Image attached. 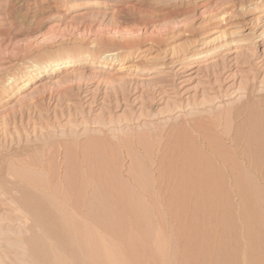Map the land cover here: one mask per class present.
Listing matches in <instances>:
<instances>
[{
    "label": "rangeland",
    "instance_id": "1",
    "mask_svg": "<svg viewBox=\"0 0 264 264\" xmlns=\"http://www.w3.org/2000/svg\"><path fill=\"white\" fill-rule=\"evenodd\" d=\"M98 2L102 1L24 0L21 5L16 0H0V264H48L51 258L46 254L53 248L72 253L79 250V257L80 250H100L102 246L104 250H128V258L135 262L128 259L131 264H164L166 258L171 264H217L224 257L219 264H251L250 254L253 262L256 254V263L263 261L264 255L259 254H264V168L255 170L250 164L264 163V155L257 161L235 157L227 150L223 135L210 132L214 143L226 142L225 155L237 159L233 162L238 167L227 173L204 149V143L197 142L198 134L190 131L187 142L203 148L218 165L215 170L225 169L224 174L219 171L224 177L218 171L213 176L223 179L224 185L219 182L225 193L218 197L224 196L226 201L217 198V203L215 198L213 209L207 205L212 200L200 197L205 200L202 203L199 191L189 189L193 187L190 182L187 190L186 181L184 185L175 178L172 184L168 177L162 185L154 184L169 155L152 143L153 139L167 143L165 137L176 133L170 126L187 115L198 119L210 110L215 116L226 108L230 111L247 100V87L264 96V0H128L134 18L129 23L115 18L114 8ZM127 39L132 41L126 43ZM130 43L134 50L127 53ZM57 58H73L74 68L47 73L51 60ZM30 74L34 80L25 87V76ZM45 79L51 81L46 86L42 85ZM203 108L209 112H200ZM228 110V117L226 113L222 116L228 125L221 128L229 137L236 130L249 129L245 114L233 118ZM257 111L264 116L262 108ZM110 119L129 120L125 132L140 135V148H145L148 158L130 141L129 151L116 168L87 171L82 154L85 144L90 137L103 135L99 132L103 127L96 122ZM72 130L79 136L78 171H70V182L78 184H70L71 191L68 183L64 191V185L54 183L64 179L65 162L69 160L70 166L73 156L60 153L57 157L50 148L58 139H68ZM189 135L194 140L190 141ZM241 142L240 151H245L246 144ZM46 165L48 169L51 165L50 173ZM133 169H138L137 175L142 171L138 176L149 185L148 190L142 189L145 193L130 182ZM59 174L60 179L55 180ZM42 180L50 184V190L41 189ZM235 180L243 181L241 188ZM111 184L113 188L118 184L117 189ZM148 191L153 202L147 198ZM58 193L65 194L67 201L59 204ZM205 205L211 208L207 210ZM57 212L65 216L63 220ZM251 217L252 223L247 219ZM252 224L256 227L253 237ZM255 233L260 237L253 240ZM87 235L95 237L94 243ZM97 238L103 242L101 248ZM96 243L99 248L92 246ZM160 250L168 254L162 256Z\"/></svg>",
    "mask_w": 264,
    "mask_h": 264
},
{
    "label": "bare ground",
    "instance_id": "2",
    "mask_svg": "<svg viewBox=\"0 0 264 264\" xmlns=\"http://www.w3.org/2000/svg\"><path fill=\"white\" fill-rule=\"evenodd\" d=\"M17 1V3L18 4H21V5H23V3H24V0H16ZM78 1H81V0H78ZM82 1H86L87 3H89V2H91L92 0H82ZM95 1V0H94ZM100 1H102V2H105L104 3V6H109V7H112V8H114V10H115V12H114V15L116 16H114L115 18H117V19H119V20H122L123 22H125V23H129V22H131V20L132 19H134L133 17H132V13L130 12V11H128V6L130 7V5H128V0H100ZM26 2V1H25ZM102 2H98L97 4H103ZM112 3V4H111ZM108 4V5H107ZM20 5V6H21ZM81 5V4H80ZM102 6V5H101ZM17 7V6H16ZM61 10H63V9H61ZM60 13H64V12H60ZM19 14V13H18ZM65 14V13H64ZM121 21V22H122ZM133 39H135V38H133ZM139 39V38H138ZM137 39V40H138ZM131 40V39H130ZM129 39H127V40H125V42L126 43H129V41H130ZM132 41V40H131ZM129 46H128V52L127 53H130V52H133V47H131V43L130 44H128ZM126 57V56H125ZM52 62V63H51ZM51 62H50V65H48V72L47 73H49V72H53V73H57V72H62V71H64V70H71L72 68H74V66H75V60L73 59V58H60V59H58L57 58V60H55V59H53V60H51ZM127 67V66H126ZM123 68V67H122ZM192 68H194V67H191V69ZM190 69V68H189ZM119 70H121V67L119 68ZM25 77H27L26 78V80L24 81V83H25V87L27 86V84H29V83H31L33 80H34V78H32L33 76L30 74V75H27V76H25ZM13 80V79H12ZM46 81H45V83H43L42 85H45L46 86V84H48L49 82H51V81H47L48 79H45ZM23 86V87H24ZM47 88V87H46ZM4 89V88H3ZM23 88H19L18 90L20 91V90H22ZM244 91H248V96H247V94H246V97H247V100L246 101H244V102H242L241 104H237V105H233L232 107H231V105L229 106V108H230V111L228 110V108H226L229 112H231L232 113V115L234 116L233 118H235V117H238L239 118V116H244V115H242V114H245L246 116H247V120L246 121H248L247 122V126L249 127V129L247 130L245 127H247V126H245L244 128H245V130L244 129H241V130H239L238 132H237V130H236V133H234V136H231V137H229L230 136V134L228 135V133L226 132V130H222V126H224V124H227L226 122H225V119H223L224 117H222L223 115H224V113H226L225 111H226V109L224 110V112H223V110H221L222 112H218V114H217V116H215L216 114H214V112H211V110H210V112L209 111H206L204 108V110L203 109H199L200 110V112H202V113H208L207 115H205V116H202L201 118H198V119H196V118H194V117H192V116H188L187 115V117L186 118H184L183 120H182V122L180 121V123H178L177 125H175L174 124V126L172 125V126H170L171 128L173 127V129H176V133H175V135H171V137L169 136L168 137V139H167V137H165V139H167V141L164 139V142H167V143H163V141H156V139H153V140H155L153 143H152V146H154L155 145V147H156V145H157V147H158V149H159V151L160 152H162V151H164V152H167L166 154H168L169 156V160H167V163H165V165H163V167L159 170V176L154 180L155 181V185H162V181H164V179H167V177L171 180V184H172V181H174V178L175 179H177V181L178 180H180V182L182 181V182H184V185H185V181H186V184H187V187H186V189H184V190H187L188 189V184H189V182L191 183L189 186H193V187H189V189H195V190H198L199 191V194L198 195H200L199 196V200H201L200 199V197H204L203 199H205L206 200V202H208L209 201V199H210V202H211V200H212V202L211 203H209L208 202V204L207 203H204V204H207V205H209V204H211V206L213 207V205H215V204H217L218 203V199L217 198H219V201L221 200L222 201V199H223V197H218V193H223V195H224V193L225 192H223L222 190H221V185L223 184L224 185V183H222V182H224L223 181V179L221 180V179H219V177H218V175H216V179H215V175H214V173L216 174V171H218V174L220 173V172H223V170L222 171H220L219 169H218V167H217V169L215 170L214 168H216V166H218L217 164H223L222 166H224L225 167V169H226V172L228 173H231L230 171L231 170H233V169H236V167H238V166H236V164H235V162H237V159H236V161L235 162H233V159H231L232 157V155L228 158L227 156L228 155H225V153H224V151H225V149H226V147L228 146L229 148H227V150L228 149H230V150H232V152L234 153V155H235V157H237L238 155L239 156H241V157H244V158H246L247 159V161L249 160V158H250V161H251V158H252V160H253V158H255L256 160L255 161H257V159H262L261 158V156L262 155H264V116H263V114L260 116V113L257 111V109L258 108H262L263 110H264V96L263 95H256L255 94V91H254V87H250V88H245L244 89ZM257 98H259V100L257 99ZM255 99H257L258 100V104H256V102H255ZM33 100V99H32ZM32 103V102H31ZM198 108V107H197ZM212 109V108H211ZM214 109V108H213ZM172 112V111H171ZM263 113V112H262ZM227 114V113H226ZM225 114V115H226ZM229 114V113H228ZM228 114H227V116H225V117H228ZM231 115V114H230ZM263 116V117H262ZM197 120H199V123H195V121H197ZM246 121H244V123H246ZM128 122H129V120H127V119H125V120H119V121H114V120H112V119H110L109 121H107V120H103V121H98V122H96L97 124H99L100 126H102L103 128H101L100 129V133H103V135L102 136H98V135H96V137H90V139H89V141L85 144V147H84V150H83V152H82V154H83V156H84V160H85V162L87 163V171H90V172H95V171H98V170H101L102 169V167L103 168H111L112 167V169H114L113 168V166L116 168V166L118 165V163H119V161L120 160H122V156H125L126 155V152L127 151H129V142L131 141L133 144H135L134 146H135V148L139 151V153H141V154H143L144 155V157H146V160H147V155H149V154H147V151L145 150V148L144 149H142V147L140 148V143H139V141H140V135L139 134H135V133H133V134H131V135H128L126 132H125V129L126 128H129V125H128ZM243 123V124H244ZM205 124H207V127H206V125ZM205 125V126H204ZM228 125V124H227ZM227 125H225V126H227ZM76 127V126H75ZM227 127H229V126H227ZM241 127H242V125H241ZM247 127V128H248ZM76 128H78V127H76ZM225 128V127H224ZM172 129V130H173ZM226 129V128H225ZM163 130V129H162ZM228 130V129H227ZM190 131L192 132H195V133H197L198 134V139H197V142L199 141V139H200V141H202L203 143H204V149L205 150H208V152L213 156V158H214V160L217 162V164L216 163H214L213 162V158L211 159L210 157L208 158V156L204 153V149L202 148V150H201V148H197V147H195L194 146V143H193V141L192 142H187V135L188 134H191L190 133ZM244 131H246L245 133H244ZM210 132H215L216 134H218V135H223L222 137H223V139H225L226 141H227V146L224 148V145L226 144V142H225V144L223 143L222 144V142L220 143V144H216V143H214V141H212V135H210ZM214 133V134H215ZM174 134V133H173ZM194 134V133H193ZM152 135V134H151ZM69 137H68V139H66V140H63V139H58L57 141H55L54 142V144H53V147L51 146V151H52V148H53V154H57L58 156L57 157H59L60 156V153H65V155H66V157H68L69 155H71L70 157H68V158H71L72 156V158H74L75 160H73L72 158L70 159L71 160V162H72V164H71V162H70V164L71 165H73L74 166V162H76V164H75V166L73 167V166H69V165H67L69 162V160L67 161V162H65L66 160H67V158H66V160H65V158H64V162L65 163H67V164H65L66 166V176H65V174H64V179H65V181H64V179L63 180H59L60 179V174H59V177L57 178L56 177V179L55 180H59V183H58V181L56 182V183H54V184H58V186H59V184H61V185H64L63 187L65 188V186L67 185L68 186V188L69 189H71V186L73 185L70 181H71V179H73L72 178V174L70 175V171H73V173H74V170L76 169H78V131L77 130H72L71 131V134L70 135H68ZM145 136V135H144ZM190 137H192V135H189ZM147 137V136H146ZM154 137V136H153ZM189 137V138H190ZM219 137V136H218ZM145 138V137H144ZM213 138H215V137H213ZM45 140V139H44ZM191 140H194V138L192 137V138H190V141ZM215 140V139H214ZM195 141H196V138H195ZM219 141V140H218ZM241 141H244V144H246V149H245V151L244 150H242V151H240V145L242 144V142ZM43 142V140H41V143ZM45 142V141H44ZM48 142V141H47ZM158 142V143H157ZM197 142H195L196 143V145L197 144H199V143H197ZM216 142V141H215ZM246 142V143H245ZM193 143V144H192ZM219 143V142H218ZM241 143V144H240ZM44 144V143H43ZM154 144V145H153ZM222 144V145H221ZM33 147V146H32ZM38 146H36V148H37ZM156 147V148H157ZM42 149L44 148V147H41ZM153 148V147H152ZM197 148V149H196ZM206 148H208V149H206ZM33 149V148H32ZM149 149V148H148ZM224 149V150H223ZM37 150H38V148H37ZM40 150V149H39ZM44 150V149H43ZM122 151V153H119V151ZM230 150H228V151H230ZM36 151V150H35ZM42 151V150H41ZM47 151V150H46ZM227 151V152H228ZM47 153L49 154V152L47 151ZM36 154H37V152H36ZM44 154V153H43ZM210 154H209V156H210ZM227 154V153H226ZM56 156V155H55ZM226 156V157H225ZM238 156V157H239ZM264 157V156H263ZM139 158V157H138ZM142 159V158H141ZM151 159V158H150ZM211 159V160H210ZM234 159V160H235ZM239 159V158H238ZM259 159V160H260ZM74 161V162H73ZM136 161V160H135ZM263 161V160H262ZM43 162V161H42ZM42 162L40 161V167L41 168H43V164H42ZM138 162V161H137ZM142 162V161H141ZM149 162V161H148ZM213 162V163H212ZM38 163V162H37ZM254 163V162H253ZM253 163H249L250 164V167L251 168H253V169H261V168H264V163L263 162H255L256 164H253ZM46 164V163H45ZM141 163L139 162V165H140ZM146 164V163H145ZM36 165H38V164H36ZM147 165V164H146ZM215 167H214V166ZM237 165H239L238 163H237ZM51 166V165H50ZM49 166V169L51 168ZM137 166H138V164H137ZM239 167H241V166H239ZM249 167V168H250ZM261 167V168H260ZM36 168H38L37 166H36ZM45 168V167H44ZM46 168L48 169V167H47V165H46ZM141 168V167H140ZM250 168V169H251ZM49 169L47 170V171H49ZM53 169V168H52ZM135 169V168H134ZM133 169V170H134ZM225 169H224V172H225ZM62 170V169H61ZM138 170V169H137ZM136 170V171H137ZM141 170V169H140ZM39 171H41V169L39 170ZM78 171V170H77ZM76 171V172H77ZM136 171L134 170V171H132V172H134V174L132 173V178L130 179V182H133L134 184H135V186L138 188V189H140V190H148V186L149 185H147V183L145 182V180H143V177H141L140 178V176H138L137 174H136ZM146 171V170H145ZM220 171V172H219ZM233 171H235V170H233ZM43 172H46V171H44L43 170ZM224 172H223V174H224ZM49 173H50V171H49ZM60 173H61V171H60ZM138 173V172H137ZM143 173H145V172H143ZM233 173V172H232ZM236 173H238V172H236ZM239 173H240V170H239ZM238 173V174H239ZM43 174V173H42ZM75 174V173H74ZM78 174V173H77ZM57 175V174H56ZM146 175V174H145ZM214 175V176H213ZM220 175V174H219ZM222 175V174H221ZM220 175V176H221ZM226 175V174H225ZM240 175V174H239ZM238 175V176H239ZM242 175V174H241ZM44 176H45V174H44ZM68 176H71V178L69 177L68 178ZM223 176V175H222ZM234 176V175H233ZM237 176V175H236ZM236 176H235V179H236ZM53 177H55V176H53ZM224 177V176H223ZM239 177H241V176H239ZM44 178V177H43ZM66 178H68V179H66ZM74 178H77V175H76V177L74 176ZM151 178V177H150ZM214 178V179H213ZM226 178V177H225ZM47 179V178H46ZM50 179H51V177H50ZM168 179V180H169ZM173 179V180H172ZM218 179V180H217ZM238 179H240V178H238ZM40 180V179H39ZM76 179H74V181H75ZM78 180V179H77ZM169 180V181H170ZM42 181H44V180H42ZM48 181V180H47ZM51 181V180H50ZM74 181H72V182H74ZM176 181V180H175ZM217 181V182H216ZM219 181H221V183L219 182ZM238 181H240V180H238ZM242 181V180H241ZM241 181L240 182H237L236 180H235V185H237V186H239L240 187V184H241ZM246 181V180H245ZM45 183H46V181H44ZM43 182V188L41 187V189H46L45 190V192L46 191H48V189L50 188L49 187V185L46 183H44ZM49 182V181H48ZM180 182H177L178 184L180 183ZM188 182V183H187ZM243 182V181H242ZM36 183V182H35ZM39 183V182H38ZM42 183V182H41ZM173 183H175V182H173ZM220 185H218V184ZM227 183V182H226ZM37 184V183H36ZM70 184H71V186H70ZM76 184H78L77 182H76ZM76 184L74 183V185L76 186ZM176 184V183H175ZM182 184V183H181ZM228 184V183H227ZM39 185V184H38ZM73 185V186H74ZM116 185V186H115ZM174 185V184H173ZM217 185L219 186V188H217ZM223 185H222V188H223ZM226 185V184H225ZM245 185V184H244ZM36 186V185H35ZM55 186V185H54ZM118 186V184H114V188H116ZM180 186H183V185H180ZM237 186H235V187H237ZM242 186V185H241ZM38 187V186H37ZM56 187V186H55ZM77 187V186H76ZM104 187H106V185L105 186H103V188ZM111 188H113L112 187V184H111V186H110ZM161 187V186H160ZM225 187H227V185L225 186ZM224 187V188H225ZM61 189H60V192H62V187H60ZM67 188V187H66ZM65 188V190L64 191H66L67 189ZM72 188H74V187H72ZM110 188V189H111ZM113 188V189H114ZM241 188V187H240ZM244 188V187H243ZM58 189H59V187H58ZM78 189V188H77ZM96 189V188H95ZM117 189V188H116ZM116 189L113 191V192H116ZM183 189V188H182ZM192 189V190H193ZM218 189L219 190H221L220 192H217L218 191ZM238 189V188H237ZM50 190V189H49ZM55 190V189H54ZM57 190V189H56ZM55 190V191H56ZM139 190V191H140ZM142 190V191H143ZM217 190V191H216ZM241 190V189H240ZM54 191V192H55ZM71 191H72V189H71ZM194 191V190H193ZM226 191V190H225ZM44 192V193H45ZM58 192V191H57ZM68 192V191H67ZM144 192V191H143ZM146 192V191H145ZM144 192V193H145ZM107 193V192H106ZM182 193H183V191H182ZM184 193H186V192H184ZM196 193H198L197 191H196ZM46 194V193H45ZM56 194V193H55ZM54 194V195H55ZM59 194V193H58ZM62 194V193H61ZM61 194H59V195H61ZM67 194H69V195H67L68 197L71 195L70 193H67ZM72 194H73V192H72ZM109 194V193H108ZM113 194V193H112ZM115 194V193H114ZM148 195H149V197H147L148 199L150 198L151 199V201L150 202H153L152 201V196L150 195V193H149V191H148V193H147ZM52 195V194H51ZM78 195V194H77ZM118 195V194H117ZM221 195V194H220ZM226 195H227V193H226ZM45 197H46V195H44ZM56 196H58V195H56ZM64 197H65V194L63 195ZM62 195H61V197H63ZM72 196V195H71ZM76 196V195H75ZM110 196V195H109ZM112 196V195H111ZM114 196V195H113ZM112 196V197H113ZM49 197V196H48ZM47 197V198H48ZM51 197V196H50ZM60 197V196H59ZM59 198L58 200L60 201V203L59 202H57L56 204H61V201H64V199L66 200L67 198L65 197H63V198ZM245 197V196H244ZM70 198V197H69ZM72 198V197H71ZM70 198V199H71ZM78 198V197H77ZM77 198H75V199H77ZM96 198V197H95ZM100 198H102V197H100ZM104 198V197H103ZM130 198H132V197H130ZM215 198H216V200H215ZM221 198V199H220ZM98 200H99V198H97ZM106 199V198H105ZM121 199V198H120ZM123 199H125V198H123ZM227 199H228V196H227ZM53 200V199H52ZM57 200V201H58ZM69 200V199H68ZM78 200V199H77ZM114 200H116V199H114ZM129 200V199H128ZM135 200V199H134ZM205 200H203L204 202H205ZM224 200V199H223ZM230 200V199H229ZM229 200H227L228 201V203L230 202ZM245 200H246V197H245ZM248 200H249V198H248ZM54 201V200H53ZM67 201V200H66ZM100 201H101V199H100ZM99 201V202H100ZM105 201V200H104ZM122 201V200H121ZM123 201H126V200H123ZM154 201H155V199H154ZM156 201H157V199H156ZM202 201V200H201ZM200 201V202H201ZM203 201H202V203H203ZM213 201H216L217 203H215V202H213ZM224 201H226V200H224ZM51 202V201H50ZM93 202H95L94 201V199H93ZM97 202V201H96ZM131 202V201H130ZM246 202V201H245ZM53 203V202H52ZM63 203V202H62ZM69 203H72L71 201H68V204ZM75 203H77V202H75ZM101 203V202H100ZM103 203V202H102ZM214 203V204H213ZM50 204V203H49ZM153 204V203H152ZM48 205V204H47ZM203 205V204H202ZM207 205H205L206 207H207ZM219 205V204H218ZM221 205V204H220ZM225 205V204H224ZM229 205V204H228ZM59 206V205H58ZM58 206H55V208L56 207H58ZM61 206H63V205H61ZM61 206H59L60 208H61ZM76 206V205H75ZM78 206V205H77ZM211 206L210 207H207V210H208V208H211ZM223 206V205H222ZM226 206H227V204H226ZM45 207V206H44ZM48 207H49V205H48ZM53 207V206H52ZM67 207V206H66ZM65 207V208H66ZM201 207V206H200ZM50 208V207H49ZM75 208V207H74ZM77 208V207H76ZM205 208V207H204ZM51 209H53V208H51ZM78 209V208H77ZM206 209V208H205ZM213 209H214V207H213ZM227 209H228V206H227ZM229 209H230V207H229ZM63 210H64V207H63ZM67 210H69V209H67ZM67 210H66V212H67ZM52 211V210H51ZM54 211H56V210H54ZM59 211V210H58ZM75 211V210H74ZM76 211H78V210H76ZM75 211V212H76ZM225 211H227L226 209H225ZM61 212H62V210H61ZM60 212V213H61ZM228 212V211H227ZM245 212H246V210H245ZM248 212H249V209H248ZM52 213H53V211H52ZM52 213H51V215H52ZM56 213V212H55ZM59 213V214H60ZM71 213V212H70ZM77 213V212H76ZM251 213V212H250ZM64 214H65V212H64ZM249 214V213H248ZM253 214H255V213H253ZM57 215H58V212H57ZM60 215H62V214H60ZM60 215H58L59 217H61ZM69 215V214H68ZM228 215V214H227ZM56 216V214L53 216V217H55ZM66 216H67V214H66ZM72 216H74V215H72ZM77 216H78V213H77ZM226 216V215H225ZM250 216H253V218L255 219V221L256 220H258V218L256 219L255 217L257 216L256 214H255V217H254V215H252V213L250 214ZM51 217V216H50ZM57 217V216H56ZM59 217H57L58 219H59ZM63 217H65V216H63L62 215V220H63ZM224 217V216H223ZM245 217H247V215L245 216ZM61 219V218H60ZM65 219V218H64ZM68 219L69 218H67V221H68ZM76 219H77V217H76ZM224 220H223V222H227V221H225V217L223 218ZM227 219H228V217H227ZM226 219V220H227ZM247 219H249V222L251 221V220H253L252 219V217L251 218H247ZM54 220H56V219H54ZM62 220H60V221H62ZM231 220V219H230ZM74 221V220H73ZM78 221V220H77ZM76 221V222H77ZM229 221V220H228ZM233 221V220H232ZM254 221V220H253ZM63 222V221H62ZM71 222V221H70ZM69 222V223H70ZM75 222V221H74ZM247 222V221H246ZM61 223V222H60ZM68 223V224H69ZM72 223V222H71ZM231 223V222H230ZM229 222H228V224H230ZM251 223H252V221H251ZM57 224V223H56ZM59 224V223H58ZM62 224V223H61ZM66 224V223H65ZM75 224V223H74ZM73 224V225H74ZM78 224V223H77ZM224 224V223H223ZM228 224H226V227H228L227 225ZM247 224L248 225H250L248 222H247ZM256 225H257V222L255 223ZM259 224V223H258ZM64 225V224H63ZM230 225H232V224H230ZM68 226V225H67ZM76 226V225H75ZM251 226V225H250ZM252 226H254V228H252V227H250V228H252L251 229V231H250V236L251 237H253V232H252V230H254L256 227H255V225L254 224H252ZM69 227V226H68ZM73 227V226H72ZM77 227V226H76ZM225 226H224V229L226 228ZM230 227V226H229ZM229 227L227 228V230L229 229ZM60 228H62V226L60 227ZM66 228V227H65ZM70 229H71V227H69ZM259 228V227H258ZM58 229V228H57ZM261 229V228H260ZM62 230V229H61ZM76 230H78V229H76ZM226 230V229H225ZM248 230H249V227H248ZM63 231V230H62ZM72 230H70L69 232H71ZM90 231V230H89ZM259 231V230H258ZM258 231H256V233L258 232ZM73 232H76V231H74V229H73ZM88 232V231H87ZM86 232V233H87ZM158 232H160V231H158ZM229 232V231H228ZM262 232V231H261ZM63 233V232H62ZM61 233V234H62ZM68 233V232H67ZM76 233H78V232H76ZM75 233V234H76ZM164 233V232H163ZM248 233H249V231H248ZM256 233H255V238H253V240L254 239H256L257 238V236H256ZM259 233V232H258ZM69 234V233H68ZM83 234V233H82ZM84 234H85V229H84ZM83 234V235H84ZM94 234V233H93ZM261 235H262V233H260ZM71 235V234H70ZM92 235V234H91ZM95 235V234H94ZM69 236V235H68ZM68 236H66V237H68ZM77 235H75V238H77L76 237ZM88 237H91L90 235H87ZM157 236H159V234L157 235ZM248 236H249V234H248ZM263 236H264V234H263ZM73 237H74V234H73ZM87 237V238H88ZM164 237V236H163ZM258 237H260V235L258 236ZM70 238V237H69ZM74 238V239H75ZM92 238V243H94L93 242V238L95 239V237H91ZM160 238H162L161 236H160ZM248 238H250V237H248ZM71 239H72V237H71ZM85 239V238H84ZM89 239V238H88ZM165 239V238H164ZM163 239V240H164ZM264 239V238H263ZM73 240V239H72ZM77 240H78V238H77ZM90 240V239H89ZM99 239L97 238L95 241H97V243L99 242V241H102V240H99ZM162 240V239H161ZM162 240V241H163ZM251 240V239H250ZM71 241V240H70ZM159 241V240H158ZM161 241V242H162ZM165 241L166 240H164V243H165ZM255 241H258V240H255ZM254 241V242H255ZM72 242V241H71ZM253 242V243H254ZM77 243H78V241H77ZM90 243H91V240H90ZM91 243V244H92ZM97 243L95 244V245H92L93 247H95L96 245H97ZM103 243V242H102ZM102 243L101 242H99L98 243V245L100 244V248H101V246H102ZM250 243H251V241H250ZM258 243V242H257ZM257 243H255V244H257ZM73 244V243H72ZM75 244V243H74ZM261 244H262V242H261ZM97 245V246H98ZM105 245V244H104ZM162 245V244H161ZM252 245V244H251ZM254 245V244H253ZM258 245V244H257ZM256 245V246H257ZM165 246V245H164ZM264 246V245H263ZM51 247V246H50ZM49 247V248H50ZM59 247V246H58ZM103 248H105L104 246H102ZM107 247V246H106ZM253 247V246H252ZM251 247V248H252ZM257 247H259V246H257ZM261 247V246H260ZM259 247V248H260ZM60 249H62V247H59ZM77 249H78V247H76ZM92 248V247H91ZM98 248H99V246H98ZM103 248H101L100 250L99 249H97V250H80L81 252H80V256L78 257V255H79V250L77 251V250H75L73 253L71 252V251H69V252H66L65 250L63 251H57V249H55V248H53V251L52 252H50V253H48V255L49 256H47V254H46V257L48 258V257H50L51 258V262H50V258L49 259H47L50 263H48V264H131V262H129L131 259H129L128 258V253L126 252V251H128V250H126V251H124V252H126L127 253V255H126V253H124V252H122V250H104ZM111 248V247H110ZM256 248V247H255ZM51 249V248H50ZM94 249V248H93ZM96 249V248H95ZM103 249V250H102ZM263 249V248H262ZM252 250H254V249H252ZM251 250V251H252ZM261 250V249H260ZM48 251V250H47ZM50 251V250H49ZM161 251V250H160ZM250 251V250H249ZM249 251H248V253H249ZM255 251V250H254ZM35 252V251H34ZM38 252L39 251H37V254H38ZM41 252V251H40ZM42 252H43V250H42ZM164 252H167V251H161V254L160 255H162V253H163V255L162 256H164V255H167V254H164ZM256 252H258L257 250H256ZM261 252H264V251H262L261 250ZM45 253V252H44ZM47 253V252H46ZM226 253V252H225ZM248 253H247V255H248ZM255 253V252H254ZM254 253H252V254H254ZM36 254V253H35ZM40 254V253H39ZM130 254V253H129ZM132 254V256H134L133 254L134 253H131ZM228 254V253H227ZM32 255H33V253H32ZM222 255V254H221ZM220 255V256H221ZM223 255H226V254H224L223 253ZM262 255H264V254H262V253H260L259 254V256H262ZM131 256V255H130ZM156 256H158L157 254H156ZM162 256H161V258L160 259H162ZM219 256V257H220ZM228 256V255H227ZM230 256V255H229ZM256 256H258L257 254H256ZM256 256H252V257H254V260H255V262H253V258H251V254H250V257H249V260H251L252 259V263L251 264H253V263H255V264H257L256 262H257V260L255 259V257ZM32 257V256H31ZM43 257V256H42ZM80 257H82V258H80ZM167 256H165V258H166ZM218 257V258H219ZM248 257V256H247ZM246 257V258H247ZM38 258V257H37ZM37 258H36V260H37ZM153 258H154V256H153ZM164 258V257H163ZM245 258V259H246ZM260 258V257H259ZM263 258V257H262ZM80 259H82V261L80 260ZM128 259H129V261H128ZM154 259H156V258H154ZM169 260H171L170 258H168ZM225 259V257L222 259L221 258V260L219 261V263L220 262H222L223 260ZM28 260V259H27ZM30 260H32V258H30ZM41 260V259H40ZM45 260V259H44ZM157 260H158V258H157ZM163 260V259H162ZM233 260V259H232ZM243 259L241 258V261H242ZM258 260H260V259H258ZM47 261V262H48ZM81 261V262H80ZM132 261V260H131ZM166 262L164 263V264H166V263H169V261H167V258H166V260H165ZM228 260H225L224 262H227ZM234 261V260H233ZM261 261H262V259H261ZM261 261H258V264L261 262ZM264 261V260H263ZM263 261L260 263V264H263ZM27 262V261H26ZM41 262V261H40ZM39 262V263H40ZM42 262H43V258H42ZM41 262V263H42ZM78 262H80V263H78ZM132 262H134V261H132ZM163 262V261H162ZM218 262V261H217ZM237 262V261H236ZM243 262V261H242ZM245 262V261H244ZM250 262V261H249ZM248 262V263H249ZM31 263V262H30ZM29 263V264H30ZM33 263V262H32ZM46 263V262H45ZM135 263V262H134ZM133 263V264H134ZM219 263H217V264H219ZM229 263V262H228ZM227 263V264H228ZM231 263V262H230ZM233 263V262H232ZM247 263V262H246ZM37 264V263H36ZM44 264V263H43ZM142 264V263H141ZM149 264V263H148ZM151 264V263H150ZM169 264H171V263H169ZM222 264V263H221ZM224 264V263H223ZM234 264H235V262H234ZM240 264H241V262H240ZM244 264V263H243Z\"/></svg>",
    "mask_w": 264,
    "mask_h": 264
}]
</instances>
